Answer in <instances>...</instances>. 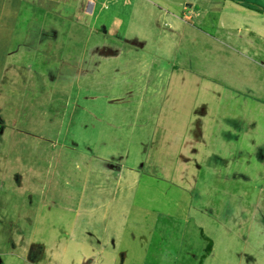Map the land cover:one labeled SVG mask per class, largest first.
<instances>
[{"label": "rangeland", "instance_id": "374dc122", "mask_svg": "<svg viewBox=\"0 0 264 264\" xmlns=\"http://www.w3.org/2000/svg\"><path fill=\"white\" fill-rule=\"evenodd\" d=\"M236 2L0 0V264H264V15ZM186 132L226 164L161 173Z\"/></svg>", "mask_w": 264, "mask_h": 264}, {"label": "crops", "instance_id": "0c3cea01", "mask_svg": "<svg viewBox=\"0 0 264 264\" xmlns=\"http://www.w3.org/2000/svg\"><path fill=\"white\" fill-rule=\"evenodd\" d=\"M230 2H236V1H234V0H229ZM237 4H240V6L243 4V2L241 1H238V2H236ZM237 10H238V12H237V14L239 15V17L240 16H242V19H244V18H249V19H251V20H254V19H252V17H257V16H259L260 17V15H264V12L263 13H258V12H256L255 10H253V9H251V8H248V7H244V6H241V7H237ZM5 12L3 11V9H1V15L2 14H4ZM264 24H262V26H263ZM246 28H247V26H246ZM252 28V31H253V26L251 27ZM262 28H260V29H258V31L256 32V33H259L260 35H263L264 33V31L263 30H261ZM263 33V34H262ZM258 34V35H259ZM8 46H9V44L8 43H6V45H5V49L7 50L6 52H5V54L7 55V57H11V55H13L14 54V52H10V49H8ZM105 50L106 49H108V50H110L109 48H107V47H105L104 48ZM107 55H109V54H107ZM111 55V54H110ZM149 74V73H148ZM161 74H162V72L159 74L160 76H161ZM196 75V74H195ZM148 86V87H147ZM146 93H150V95L151 94H153L154 92H155V89H154V87H153V85H152V87H149V85H146ZM200 90L201 89H199L198 91L200 92ZM142 103H140V105H141ZM203 111V112H202ZM202 111H201V113L202 114H205V113H207L208 114V110H207V108H202ZM207 114L204 116V117H206L207 116ZM209 123V122H208ZM206 121L205 122H203V120H201V121H198V127H199V131L202 133V132H205L206 130H205V128H208V124ZM191 125L189 124V125H187V127H190ZM175 132V131H174ZM189 134L186 132L185 133V135L184 136H181V137H179V135H177L176 133H175V135H167V136H164V138H163V140L162 141H164L165 142V144H169V146H168V148H172L173 149V147H175V145L174 144H178L175 148H178V150L176 149V150H174L173 151V156H175L176 155V163L174 164V166L173 167H171V168H169L168 166H165V164L161 161V159H162V157L161 158H159L155 163H156V166H159L161 169H160V172L161 173H168V175H178V178H180V179H182V174L180 175V172L177 170L178 168L176 167V165L177 164H179V162H180V159L181 158H183L184 156V148L186 147V144L187 143H191L192 144V146H191V150H190V153H192L193 155H194V157H192V159L190 158L189 160H187L186 162H187V164H193V166L195 165V161L196 160H198L199 162H202V160L204 161V162H207L206 164H209V163H211V162H209L208 160L209 159H211V158H214V159H217L219 162H225V164H226V159L227 158H225V157H221L220 155L218 156V155H216V154H214V153H211V151H210V149H209V140H208V138L207 137H205V138H203L204 136H200V135H196V134H194L193 135V137L191 138L190 136H188ZM166 152H168L169 153V151H166ZM167 153V154H168ZM160 155H163L162 154V152L161 153H159ZM169 155H170V153H169ZM126 156L127 155H122V156H120V158H119V160H122V163H124V161H123V159H125L126 158ZM173 156H172V160L171 161H174L175 159L173 158ZM212 156V157H211ZM196 157H198L197 159H196ZM199 157H202V158H199ZM211 157V158H210ZM194 158H195V160H194ZM204 158V159H203ZM112 161V160H109V158L107 159V158H104V161H106L107 162V165H109V167L113 170V169H117L118 167H117V165L116 164H118V165H120V164H122L120 161ZM262 160H264V158H262ZM128 161H129V164L130 163H132V161H131V159H128ZM105 162V163H106ZM203 162V163H204ZM154 163V164H155ZM173 163V162H172ZM172 163H170V164H168V165H171ZM151 164V163H150ZM153 164V165H154ZM213 164V163H212ZM189 165V166H190ZM142 166H146V164L145 163H143L142 164ZM176 167V168H175ZM128 169L130 168V170L129 171H131L132 173L134 172V171H137V169H135V168H133V166H131V165H129L128 167H127ZM126 168V169H127ZM199 169H200V167H199ZM119 170V169H118ZM106 173L107 172H105L104 174L106 175ZM180 175V176H179ZM178 178H177V182L180 184V182H182V181H179L178 180ZM197 178H198V175H197ZM117 180V179H116ZM174 180V179H173ZM182 180H184V178L182 179ZM120 183V180L118 179V181H117V185L115 184V190L117 191V189H118V184ZM206 251H207V247H206ZM215 248H214V243H211V251L208 253V257L206 258V257H203V259H205V260H208V258L210 257V256H212V255H214L215 253ZM205 256V255H204ZM168 260V259H167Z\"/></svg>", "mask_w": 264, "mask_h": 264}, {"label": "trees", "instance_id": "16d2710c", "mask_svg": "<svg viewBox=\"0 0 264 264\" xmlns=\"http://www.w3.org/2000/svg\"><path fill=\"white\" fill-rule=\"evenodd\" d=\"M210 251H211V243H209L207 246V253H209Z\"/></svg>", "mask_w": 264, "mask_h": 264}, {"label": "flooded vegetation", "instance_id": "af4514ba", "mask_svg": "<svg viewBox=\"0 0 264 264\" xmlns=\"http://www.w3.org/2000/svg\"><path fill=\"white\" fill-rule=\"evenodd\" d=\"M237 1H242V0H237ZM242 2H244V1H242ZM245 3V2H244ZM257 7V6H256ZM257 9H259V10H262L263 12H264V9H262V8H260V7H257Z\"/></svg>", "mask_w": 264, "mask_h": 264}]
</instances>
